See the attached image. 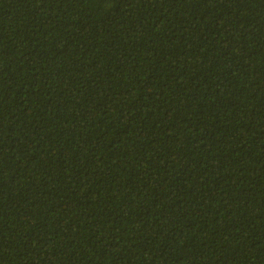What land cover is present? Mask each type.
<instances>
[{"label": "trees", "instance_id": "obj_1", "mask_svg": "<svg viewBox=\"0 0 264 264\" xmlns=\"http://www.w3.org/2000/svg\"><path fill=\"white\" fill-rule=\"evenodd\" d=\"M0 264H264V0H0Z\"/></svg>", "mask_w": 264, "mask_h": 264}]
</instances>
